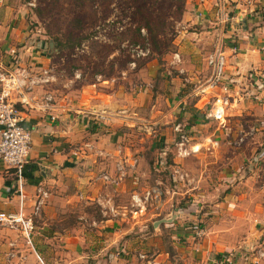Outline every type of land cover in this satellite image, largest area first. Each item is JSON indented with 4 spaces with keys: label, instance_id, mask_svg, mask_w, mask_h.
<instances>
[{
    "label": "rangeland",
    "instance_id": "374dc122",
    "mask_svg": "<svg viewBox=\"0 0 264 264\" xmlns=\"http://www.w3.org/2000/svg\"><path fill=\"white\" fill-rule=\"evenodd\" d=\"M6 1V6L26 27L23 45L49 58L43 70H48L53 78L48 84L52 102L54 96L62 94L68 95L72 103L81 100L82 105L95 99L98 103L93 106L98 111L86 126L103 123L98 130L105 125L102 131L106 133L111 128L109 135L136 148L137 155L140 148L144 149L140 153L146 161L139 165L144 163L147 176L142 183L137 181L138 188L177 191L194 179L201 190L203 200L198 198L192 208V198H178L179 207L186 210L181 211L183 218L177 225L166 226L167 220H163L169 219V213H180L170 209L154 218L156 222L151 227L141 229L138 234L147 239L145 243L167 250L174 264H184L175 257V246L184 247L189 242L184 245L178 241L172 246L174 240L170 237L179 231L193 236L194 231L201 229L202 238L206 237L201 245L212 252L238 249L244 258L259 251L264 253V236L258 234L263 227L255 220L264 211V97L259 100L250 96L248 102L256 110L247 108L241 115L229 111L230 103L222 126L211 124L204 117L219 92L218 88H210L212 72L207 57L233 39L229 33L232 21L201 20L197 0ZM4 2L1 5L5 7ZM140 50L148 51L147 55L140 56ZM175 55L179 56L177 62ZM9 57L10 66L5 70H13L16 65L27 67L16 52ZM85 92L111 96V102L108 97H81ZM124 108L126 111L120 113ZM180 109L195 112L208 125L192 128L179 117ZM101 113L102 120L98 118ZM125 115L138 118L140 123L133 128L111 125ZM181 135L189 138L183 146L189 155L184 157L177 145ZM191 147L198 152H192ZM179 156L189 159L186 168L173 164V158ZM227 194H231L234 206L226 203L217 207ZM119 204L129 206V198L122 197ZM99 207L96 202H82L81 214L98 219ZM65 219L61 227L54 228L70 226L72 218ZM83 229H87L84 224ZM0 230L3 235L12 232ZM14 238L22 236L14 232ZM192 238L196 243L197 238ZM60 244H48L51 262H59ZM12 258L8 254L7 261Z\"/></svg>",
    "mask_w": 264,
    "mask_h": 264
},
{
    "label": "crops",
    "instance_id": "0c3cea01",
    "mask_svg": "<svg viewBox=\"0 0 264 264\" xmlns=\"http://www.w3.org/2000/svg\"><path fill=\"white\" fill-rule=\"evenodd\" d=\"M6 2L5 0L4 7L0 0V71L10 66L9 56L13 52L18 54L29 71L46 69L49 58L34 52L33 47L23 45L26 27L22 25V19L15 17L14 12L6 6ZM196 4L201 20H215L218 23L232 21L233 24L229 31L234 36L233 39L228 41V45L216 50L225 57L223 81L228 86V94L232 100L229 111L234 115H241L247 112V108L256 110V106H251L248 99L253 95L259 100L264 97V0H197ZM237 22L238 25H234ZM13 57L16 58V55ZM36 66L41 68L36 69ZM50 87L47 84L35 88L28 95L35 97V101H31L29 106L16 105L22 125L31 132V147L20 189L15 172L0 162V211L30 216L38 187L47 191L48 198L41 212L33 219L35 230L30 241L21 238V235V239H15L14 232L3 235L4 232L0 230V264H174L167 250L156 245L151 247L145 243L147 239L138 232L151 227L156 222L154 218L170 209L180 213H169V219L163 220H167L166 226L177 225L183 218L181 211L186 210L179 207L178 198L182 195L192 198V204L189 205L192 208L202 196L194 179L177 191L166 189L163 192L158 187L138 188L137 181L142 183L143 177L147 176L144 163L142 162L143 166L142 163L139 165L144 160V149L140 148L137 155L136 148L132 149L123 139H115L109 135L111 128L106 133L102 131L105 125L102 130H98L97 127L101 128L103 123L86 126L94 118L95 110L98 111L93 106L98 102L91 98L101 100L108 97L111 102V96L85 92L80 96L87 94L85 96L92 102L89 100V105H82L81 100L72 103L68 101V95L62 94L53 97L49 109L40 110L39 106L46 103L45 96L51 94L48 91ZM143 96L139 95V99L142 100ZM181 109L179 117L186 120V124H190L192 128L200 129L208 125H204L200 120L202 117L195 112ZM135 110L139 113L138 109ZM125 111L124 108L119 112ZM113 121L110 124L120 128H133L140 123L138 118L134 119L129 115ZM212 122L211 124L216 123ZM176 125L180 127L181 124ZM182 157L173 158V164L186 168L189 159H180ZM101 174L120 180L111 185L98 179ZM148 191L153 192L144 200ZM132 195L143 198L141 207L131 208ZM230 195L223 196V201H219L216 206H225L226 203L230 205ZM122 197L129 198V206L119 204ZM82 202H96L100 206L99 218L93 219L81 214ZM109 207L116 211L115 216L110 214ZM65 216L72 218L70 226L54 228L62 226ZM255 220L263 227L258 234L264 236L263 210ZM83 224L87 229H83ZM192 237L183 231L170 237L175 241H172V246L178 241H183L184 245L189 242L184 247L175 246V257L184 264H202L224 254V251L212 252L214 250L211 248L201 245L206 237L197 238L196 243H193ZM57 243H61L57 249L61 258L56 263L48 258V244L53 246ZM8 254L13 255L10 261H7ZM253 257H242L235 264H254ZM257 264H264V257Z\"/></svg>",
    "mask_w": 264,
    "mask_h": 264
},
{
    "label": "built area",
    "instance_id": "2783aa9c",
    "mask_svg": "<svg viewBox=\"0 0 264 264\" xmlns=\"http://www.w3.org/2000/svg\"><path fill=\"white\" fill-rule=\"evenodd\" d=\"M148 51L140 50L138 54L142 57L146 56ZM178 56L173 59L177 61ZM207 65L211 68L210 88H218L219 93L214 96V101L208 111L205 113V118L216 122L222 126L225 122V111L230 104L228 94V86L224 83L225 73V57L222 52H215L207 57ZM13 70L0 71V162L7 169H12L17 178L18 187L20 189L23 180L25 168L28 164V155L31 147V132L24 128L19 117V111L16 105L29 106L31 101H35V97L28 95L34 92V89L47 85L53 79L48 70H42L41 73L33 74L25 67H19ZM45 104L39 106L40 110L49 109V104L52 102L50 95L45 96ZM102 113L98 118L102 120ZM180 143L177 144L181 155L189 154V151L183 148L184 143L189 138L186 135L180 136ZM192 152H198V149L191 147ZM118 170H121L120 168ZM98 179L103 182L114 185L120 179H112L107 174H101ZM153 191L146 192L144 200H147ZM48 198V193L42 187L37 188V194L32 206L30 216H23L20 213H5L0 211V229H7L15 232L30 241L32 233L35 230L34 217L37 216ZM143 204V198L132 195L131 208L136 209ZM108 211L113 216L116 211L109 207ZM204 235L203 230H196L193 236L200 238ZM13 256L12 254H9ZM264 257V253L258 252L257 256L253 257L254 264ZM242 258L240 250H231L224 254L218 255L213 259H208L203 264H235ZM244 258V257H243Z\"/></svg>",
    "mask_w": 264,
    "mask_h": 264
},
{
    "label": "trees",
    "instance_id": "16d2710c",
    "mask_svg": "<svg viewBox=\"0 0 264 264\" xmlns=\"http://www.w3.org/2000/svg\"><path fill=\"white\" fill-rule=\"evenodd\" d=\"M181 114H182V111H181Z\"/></svg>",
    "mask_w": 264,
    "mask_h": 264
}]
</instances>
